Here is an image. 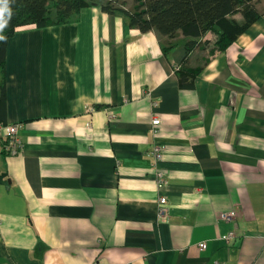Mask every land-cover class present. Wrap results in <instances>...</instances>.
Returning <instances> with one entry per match:
<instances>
[{"label": "crops", "instance_id": "1", "mask_svg": "<svg viewBox=\"0 0 264 264\" xmlns=\"http://www.w3.org/2000/svg\"><path fill=\"white\" fill-rule=\"evenodd\" d=\"M189 39L101 5L9 38L0 123L23 146L0 139V264H264V16L225 51Z\"/></svg>", "mask_w": 264, "mask_h": 264}, {"label": "trees", "instance_id": "2", "mask_svg": "<svg viewBox=\"0 0 264 264\" xmlns=\"http://www.w3.org/2000/svg\"><path fill=\"white\" fill-rule=\"evenodd\" d=\"M128 1L0 0V9L6 4L10 13L0 14V69L4 70L6 65L8 40L19 27H45L67 23L82 8L90 5H101L105 12L123 15L130 27L138 28L142 32L155 30L173 38L181 31L190 37L187 42L188 49L197 45L200 38L212 33L215 38L212 47L214 51L227 50L239 35L264 16V12L258 9L260 0H132V6H129ZM237 14L242 15V20L235 18ZM172 47L174 45L170 44L164 49L167 52ZM186 72L192 78L200 70ZM187 78L180 72L182 85L192 86V83L185 82ZM5 100L3 84L0 92V117L3 116Z\"/></svg>", "mask_w": 264, "mask_h": 264}, {"label": "built area", "instance_id": "3", "mask_svg": "<svg viewBox=\"0 0 264 264\" xmlns=\"http://www.w3.org/2000/svg\"><path fill=\"white\" fill-rule=\"evenodd\" d=\"M161 123V119L159 117H154L152 120L153 130L156 135L159 134V125ZM0 139H4L6 141L5 151L8 154L15 155L18 154L22 150L23 142L19 135V125L18 124H6L0 123ZM164 147L161 144H156L154 146L153 153L157 159H162L164 155ZM165 172L158 171L157 178L159 186H163L167 183ZM167 198L161 197L159 200V215L160 217L167 216L166 208H167ZM237 211L235 209L221 213L220 217L226 222H232L236 219ZM238 234L236 228L230 229L227 233L222 235V238L229 242L232 238L236 237ZM206 247V241H201L198 244V248L200 250Z\"/></svg>", "mask_w": 264, "mask_h": 264}, {"label": "clouds", "instance_id": "4", "mask_svg": "<svg viewBox=\"0 0 264 264\" xmlns=\"http://www.w3.org/2000/svg\"><path fill=\"white\" fill-rule=\"evenodd\" d=\"M3 13H8L10 15V13L8 12V8H7L6 4L2 9H0V14H3Z\"/></svg>", "mask_w": 264, "mask_h": 264}, {"label": "rangeland", "instance_id": "5", "mask_svg": "<svg viewBox=\"0 0 264 264\" xmlns=\"http://www.w3.org/2000/svg\"><path fill=\"white\" fill-rule=\"evenodd\" d=\"M129 6H132V0L128 1ZM119 5V4H118Z\"/></svg>", "mask_w": 264, "mask_h": 264}]
</instances>
